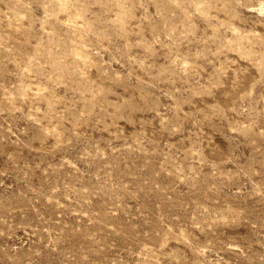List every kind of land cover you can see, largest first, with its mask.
<instances>
[{"label": "rangeland", "instance_id": "rangeland-1", "mask_svg": "<svg viewBox=\"0 0 264 264\" xmlns=\"http://www.w3.org/2000/svg\"><path fill=\"white\" fill-rule=\"evenodd\" d=\"M0 264H264V0H0Z\"/></svg>", "mask_w": 264, "mask_h": 264}]
</instances>
